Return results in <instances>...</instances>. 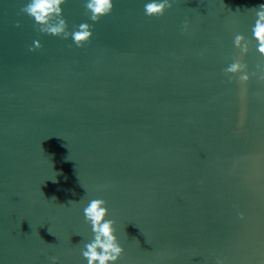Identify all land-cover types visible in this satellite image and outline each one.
<instances>
[{
	"label": "water",
	"instance_id": "obj_1",
	"mask_svg": "<svg viewBox=\"0 0 264 264\" xmlns=\"http://www.w3.org/2000/svg\"><path fill=\"white\" fill-rule=\"evenodd\" d=\"M86 2L62 6L70 32L93 25L80 48L0 0V264H88L92 199L118 264H264V0H169L158 17L113 0L99 22ZM238 34L247 84L224 72Z\"/></svg>",
	"mask_w": 264,
	"mask_h": 264
},
{
	"label": "clouds",
	"instance_id": "obj_2",
	"mask_svg": "<svg viewBox=\"0 0 264 264\" xmlns=\"http://www.w3.org/2000/svg\"><path fill=\"white\" fill-rule=\"evenodd\" d=\"M67 0H28V3L21 8V13L27 14L35 21L37 30L44 34L54 35L75 42L77 47L83 48L93 37V25L81 23L77 30L70 32L68 22L63 17V5ZM85 9L89 19L99 22L102 17L109 15L114 9L113 0H87ZM172 7L169 0H151L144 5L145 14L149 17L163 16ZM256 20L252 29L253 37L257 42L256 47L261 55H264V4L255 8ZM20 27L19 23L16 25ZM188 24L185 23V29ZM248 40L244 35L238 34L234 38V44L240 50V56L234 58V62L224 69L226 75L231 79L233 76L239 77L241 84H247L252 76L248 74V65L242 61V56L250 51ZM34 47L30 51L42 48L40 41L34 42ZM252 75H256L252 73ZM264 80V76L260 77ZM86 221L91 225L94 239L85 244L82 255L88 264H118L124 255V248L120 245L116 233L115 221L109 220V209L107 201L104 199H92L83 209ZM244 214L240 213V219H244ZM55 264L57 258H50ZM217 264H224L223 260H218Z\"/></svg>",
	"mask_w": 264,
	"mask_h": 264
}]
</instances>
